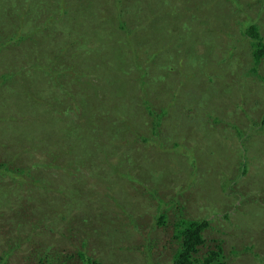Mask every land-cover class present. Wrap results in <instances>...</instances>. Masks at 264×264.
<instances>
[{
	"label": "rangeland",
	"instance_id": "374dc122",
	"mask_svg": "<svg viewBox=\"0 0 264 264\" xmlns=\"http://www.w3.org/2000/svg\"><path fill=\"white\" fill-rule=\"evenodd\" d=\"M36 8V38L57 32L28 53L11 40ZM253 23L264 0H0V264H173L178 212L209 222L200 259L222 240L228 264H264Z\"/></svg>",
	"mask_w": 264,
	"mask_h": 264
},
{
	"label": "trees",
	"instance_id": "16d2710c",
	"mask_svg": "<svg viewBox=\"0 0 264 264\" xmlns=\"http://www.w3.org/2000/svg\"><path fill=\"white\" fill-rule=\"evenodd\" d=\"M50 6H52V4ZM49 7H48V9H49ZM48 9L44 12L45 14L48 13ZM43 15H41L38 8H36V12L35 13L33 12V14H31V20H28L25 18L21 19V20H23L20 23V25H22V27L18 26V28H19L18 33H23L24 31L29 32L28 37L30 40L28 42L24 40L26 38V35L22 36V37L15 36L11 40L12 43H15L16 41H18V45L22 44L23 47L25 46L27 48L28 53H31V49L33 48L31 46V44L36 43L37 45H39V44L43 43L44 41L47 42V40H49L48 35H54L57 31L54 30V25H53V27H52L53 31L51 30V33L44 34L43 38H42V36L39 37V35H38V37L41 38V40H38L36 38V34H38L39 31H42L41 27L37 26V24L40 23V21L37 24H36V22ZM57 18H59V16H56V17L52 16L50 18V20H52L55 24V22H57L56 21ZM32 20H35V21L33 22ZM117 29L120 31V32H118L119 37L124 39L127 50L130 53L131 47L133 44V41L131 38L132 34H130V32H126L122 27H117ZM245 29H246V32L243 31L242 35L244 34L247 39H250L251 43L253 44V45H251V47L253 49V57L255 60H257V62H259V61H261V59L264 56V37L262 36V34L260 32V28L257 25H255L254 23L248 25ZM186 31L188 32V37H189L191 35L192 28L190 27L189 31H188V29ZM169 32L174 33L173 29H170V28H169ZM220 35L222 36L221 30H220ZM223 42H224V39H220L218 41V43H223ZM182 47H185V45H182L180 48H182ZM191 52H194V50L192 48H191ZM39 58H40V54L37 56L34 65L31 67V70L33 72L34 71L36 72L37 70L41 69L39 67L40 66ZM155 65H158V63L156 62ZM133 66H135L136 68L139 67V65L135 61L131 64V68ZM56 74L57 73L55 72L54 75H56ZM3 77H5V76H3ZM3 79L6 80L7 76ZM20 80L22 81V85H23L22 87H25L23 79L21 78ZM2 82L3 81L0 80V83H2ZM19 87H21V85H19ZM37 90H38V88L35 87L33 89V92L37 93ZM39 99H40V97L38 98V100ZM166 112H167V109L162 108V111H161L160 115H158V118L163 117ZM88 113H89V111H88ZM29 123H30V121H29ZM16 124H15V128L17 129L20 126V124L19 123H16ZM40 124H42V123H40ZM56 157H59V156L57 155ZM241 165H242V173H243L246 171L247 165L245 163H242ZM2 169H4L6 171V163H3L2 165H0V170H2ZM178 215H179V212L174 215L175 222L173 224L174 229H175L174 239H177L178 243H179L175 257H174V260H173V264H228L227 263L228 258L224 255V249H223V246L221 244L222 240H214L215 245L212 248H210L209 250H207L204 257L202 259L197 257V254H198L197 252L200 250L199 247L202 248L206 243V240L204 239L203 234L206 231V229L209 228V222L208 221L181 218ZM37 217L38 218H37L35 224L32 222H26V221L17 222L18 223L17 228H23L24 229L28 225H30L31 227L40 226L43 223L41 213H38ZM158 220H159L158 224H165V222L168 221L169 218L164 213L161 216H158ZM79 255L82 257L85 264H101V263L97 262L96 260H91V258L86 257L85 254H83L82 252H79ZM234 256L237 257V254H235ZM151 264H153V263H151Z\"/></svg>",
	"mask_w": 264,
	"mask_h": 264
}]
</instances>
